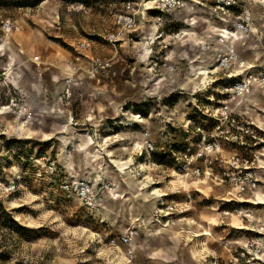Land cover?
<instances>
[{
  "label": "rangeland",
  "instance_id": "374dc122",
  "mask_svg": "<svg viewBox=\"0 0 264 264\" xmlns=\"http://www.w3.org/2000/svg\"><path fill=\"white\" fill-rule=\"evenodd\" d=\"M126 1L137 0H0V19L20 26L4 39L7 56L0 62V203L18 225L0 226V264H210L209 257L204 259L208 255L228 264L224 241L254 237L237 229L264 219V205L246 204L253 220L241 222L232 214L237 206L224 205L213 184H191L159 159L140 155L144 132L157 153L178 148L192 131L187 120L228 97L220 93L217 71L211 78L199 74L200 82L187 89L178 85L193 70H215L209 32L216 23L202 9L205 4L210 12L209 0H188L170 15L140 16L136 31L112 47L107 36L116 29L119 4ZM188 4L192 9H185ZM257 14L253 61L264 56V15L259 8ZM81 43L90 47L83 55L111 58L116 75L89 80L87 60L75 62ZM68 80L78 86H72L68 104H56L54 97L63 96ZM243 109L252 114L262 129H255L257 137L264 140V97L254 92ZM240 152L247 158L264 156V143L252 153ZM49 162L55 163L53 175L45 172ZM64 180L91 183L99 205L92 208L75 195L65 198ZM183 181L185 188L179 184ZM261 187L263 193L264 182ZM153 191L171 194L141 196ZM161 203L185 210L174 216L170 231H158L155 213ZM203 231L210 236H196ZM129 233L131 248L121 242Z\"/></svg>",
  "mask_w": 264,
  "mask_h": 264
},
{
  "label": "built area",
  "instance_id": "2783aa9c",
  "mask_svg": "<svg viewBox=\"0 0 264 264\" xmlns=\"http://www.w3.org/2000/svg\"><path fill=\"white\" fill-rule=\"evenodd\" d=\"M187 1L137 0L122 2L119 4L120 9L114 15L116 29L108 34L107 41L112 47H115L122 36L136 31L140 16L151 11L170 15L183 8ZM252 1L264 5V0ZM209 3L210 15L212 14L215 17L214 20L222 24V27L214 34V47L212 48L214 69H217L216 71L221 74L222 81L236 79V82L228 88L222 87L223 92L220 93L228 97L217 99V106H210L204 114L194 116L196 119L187 120L186 128L190 127L192 131L190 136L185 138L186 144H182L178 148L171 145L164 153L167 154L166 159L170 162V167L181 179L213 184L220 191L221 199L226 201L224 204L237 206L232 209V214L237 215L241 222L245 220L250 223L253 216L243 206H247L246 204L264 205L254 203L264 182V177L261 174L264 172V156L261 153L258 155L254 153L247 158L240 151L252 153V149L257 147L260 142L264 143V140L257 137L255 129L259 131L262 129L254 120L252 121L245 115L244 111L246 110H242V105L251 102L254 92L259 91L264 97V64H256L250 68V65L247 64L248 61L238 51L239 47L244 45L243 40L252 34L255 22L248 1L209 0ZM19 31L20 26L15 22L9 19H0V47L2 46L0 62L7 56L4 39ZM236 36L237 39L234 42L233 39ZM78 50L80 55L75 57V62H81L83 57L87 60L85 72L89 80L99 82V76L102 73L116 75L112 68L111 58L83 55V52L90 50L88 43L79 44ZM80 69L77 67L76 70ZM169 69L171 68L169 67ZM212 75L209 74V77L211 78ZM211 83L209 82V84ZM72 86H78V83H68L61 97V101H65L66 104L72 97ZM256 111L261 112L260 110ZM262 113L264 114V112ZM142 139V144L139 146L140 155L149 157L156 153L155 143L148 132L142 134ZM226 148L234 150V152L226 155ZM247 154L244 155L247 156ZM43 159L48 161L46 158ZM46 169V173L53 175L56 170L55 163L49 162ZM60 189L65 198L69 199L75 195L92 208H96L101 200L95 187L87 181L64 180L61 182ZM160 206L156 210L155 221L161 226L174 227L176 225L174 216L185 212L184 209H178L173 204L161 203ZM223 214L229 213L224 212ZM250 226H244L245 229H234L246 231L245 234L254 233V237L224 241V248L230 256L228 264H264V219L256 221L254 226ZM131 240V233L121 238L123 245L130 248L132 247ZM132 253V250L129 249L130 257H132Z\"/></svg>",
  "mask_w": 264,
  "mask_h": 264
},
{
  "label": "crops",
  "instance_id": "0c3cea01",
  "mask_svg": "<svg viewBox=\"0 0 264 264\" xmlns=\"http://www.w3.org/2000/svg\"><path fill=\"white\" fill-rule=\"evenodd\" d=\"M194 1H198V0H194ZM248 1V3L250 4V7H251V10H252V12H253V16H254V20H255V22H254V25H253V31H252V34L251 35H249L248 37H246L243 41H244V45L243 46H241V47H239V49H238V51H245V52H247L246 54H245V56H244V59H246L248 62L249 61H253V56H252V52H253V50H254V47L256 46V45H254V43H253V41H252V35L255 33L254 31L256 30H259L257 27H256V20H257V18H258V14H257V9L259 8V9H261V14H263L264 15V7L262 6V4L261 5H259L257 2H253L252 0H247ZM204 6H202V9H204L205 10V12L207 11V14H209V19L208 20H211V19H213V21L216 23V26H214V27H212V29L210 30L211 32H209V35H213L214 36V34H215V32L219 29V28H221L222 27V24L219 22V21H217V20H214V16L211 14L210 15V12H208V10L206 9V7H205V4H203ZM192 9V7H191V5L190 4H188L186 7H185V9ZM210 9H211V7H210ZM206 16H208V15H206ZM206 21V20H205ZM154 26H152L151 27V36H150V40L151 39H153L154 40V28H153ZM182 34H183V32H182ZM212 36V37H213ZM196 38V37H195ZM202 38V37H201ZM236 39H237V36H236V38H235V41H236ZM196 41L197 42H202L203 41V39H200V38H196ZM243 56V55H242ZM253 62H255V64H257V65H263L264 64V56L261 58V57H259V56H256L255 57V61H253ZM11 66H12V63H11ZM13 67V66H12ZM204 69V68H203ZM196 70H193V72H195ZM192 72V73H193ZM192 75V74H191ZM188 76V75H187ZM182 81V80H181ZM195 81H197V80H195ZM170 83H172V81H171V79H170V81H169ZM179 83H181V82H179ZM185 84H189V85H191V83L189 82H186ZM59 85V84H58ZM187 85H186V87L185 88H183V89H187ZM59 90H60V87H59ZM259 93H261V92H259ZM261 95H262V93H261ZM55 99H56V104L59 102V101H61V98L58 96V98L57 97H54ZM54 99V100H55ZM260 109H263L262 107L260 108ZM245 110H247V109H245ZM243 111H244V109H243ZM261 111V110H260ZM244 113H245V115L247 116V117H249V118H251V116H252V114L250 113V112H246V111H244ZM252 119V118H251ZM98 123H100V122H98ZM93 127H97V125H99V124H97V122H93L92 124H91ZM94 141H96L95 143H97L98 145L99 144H101L99 141H97V139L96 140H94ZM94 142H92V144H93ZM105 143H109V144H107L108 146L109 145H112L111 143L112 142H105ZM91 145V144H90ZM101 145H103V144H101ZM106 145V144H105ZM102 147V146H101ZM105 147V146H104ZM226 150H227V152H225L226 153V155H228V154H230V153H233L234 152V150H231V149H227L226 148ZM225 150V151H226ZM179 184H181L182 185V187H184L185 188V186L182 184V183H179ZM191 184H193V182H191ZM219 198H221V196L219 197ZM233 224V223H232ZM237 224V223H236ZM238 225V224H237ZM235 226V227H239V226ZM158 231H161V230H158ZM162 231H165V230H162ZM168 231H170V229H168ZM184 232V231H183ZM186 233H188V235L189 234H191V232H186ZM161 235H165L166 234V236L167 235H169V234H171L172 236H174V234H172L171 232H162V233H160ZM202 237V236H201ZM134 244H135V246H136V249L137 248H139V247H137L138 246V244H137V242L135 243L134 242ZM141 247V246H140ZM207 257H209V260H210V264H217L218 263V258L220 257V256H213V255H208V256H206L204 259H206ZM226 257L227 258H230V256H229V254L228 255H226ZM226 261V260H225ZM225 263H228V262H225Z\"/></svg>",
  "mask_w": 264,
  "mask_h": 264
},
{
  "label": "bare ground",
  "instance_id": "6f19581e",
  "mask_svg": "<svg viewBox=\"0 0 264 264\" xmlns=\"http://www.w3.org/2000/svg\"><path fill=\"white\" fill-rule=\"evenodd\" d=\"M254 32H256V30L254 31ZM233 41L235 42V39H233ZM0 50H2V46L0 47ZM247 64L248 65H250V68H252L254 65H256L255 63H253L252 61H249V62H247ZM213 66H208L207 68H212ZM11 66L8 68V73H7V75L9 74L10 75V71H11ZM217 69H215V70H209L210 72H208V71H203V70H199L198 72H193L192 73V75L190 74L189 76H186V78L184 79V80H182V81H180L181 83H178V85H179V87L181 88V89H183V88H185L186 87V85L187 84H185L186 82H190L191 84L193 83V82H196L195 80H197V82H196V84L198 83V82H200V79H201V77H203V75H208V73H212V72H214V71H216ZM166 72V71H165ZM168 74H170L169 72H168ZM199 74L201 75V77L199 76ZM70 80V79H69ZM66 81V84H65V81L64 82H61L60 84H59V87H60V92H61V90H62V88H63V85L65 84V87H66V85L68 84V83H70V81ZM172 82L174 83L175 81L174 80H172ZM189 85V84H188ZM188 85H187V87H188ZM59 95V94H58ZM57 98H58V96H57ZM177 175V174H176ZM74 176H76V174L74 175ZM178 176V175H177ZM180 177V176H179ZM131 181H132V179H131ZM184 182V181H183ZM180 182V183H182L185 187H187V183L186 182ZM193 184H196V185H202L203 184V182L202 181H198V180H196L195 182H193ZM138 184H135V186H137ZM138 187V186H137ZM156 192L157 191H153V193H148V192H143L142 193V195L141 196H143V198L145 199V200H149V199H152L153 198V196L154 197H156V198H162V197H164V196H168L169 194H171L170 192H169V194H156ZM154 194H156V195H154ZM127 199V198H126ZM254 203L255 204H264V192L262 193V191H259L258 192V194H257V198H256V201H254ZM102 209H103V207H102ZM101 209V210H102ZM101 210H98L97 212H100ZM155 210V209H154ZM226 215H228V214H226ZM108 216V215H107ZM229 217H233V215L231 214V215H228ZM158 227V230H168V229H170L171 230V228L170 227H167V226H161V225H159V226H157ZM236 228H241V227H236ZM126 232H127V230H126ZM133 234V233H132ZM196 236H210V233L209 232H207V231H203V232H200V233H198V235H196ZM132 239L134 240V237H132Z\"/></svg>",
  "mask_w": 264,
  "mask_h": 264
},
{
  "label": "trees",
  "instance_id": "16d2710c",
  "mask_svg": "<svg viewBox=\"0 0 264 264\" xmlns=\"http://www.w3.org/2000/svg\"><path fill=\"white\" fill-rule=\"evenodd\" d=\"M1 1H3L4 3L9 2V0H1ZM151 12L160 14L159 12H156V11H151ZM234 82H236V79L224 80L222 82H219L218 85H221L222 87L228 88L231 85H233ZM171 99L175 100V97L173 96V97H171ZM169 102H170L169 98L167 100H165V103L167 105L169 104ZM172 102H175V101H172ZM167 105H165V106H167ZM191 118L196 119L194 116ZM151 156L159 159L160 162L164 165H167V166L171 165L170 162L166 159L167 154L164 152H161V153L156 152V153L151 154ZM224 205H231V204H224ZM8 224H9V227H18L17 223L10 217V215L5 211L4 207L0 203V226L1 227H8Z\"/></svg>",
  "mask_w": 264,
  "mask_h": 264
}]
</instances>
